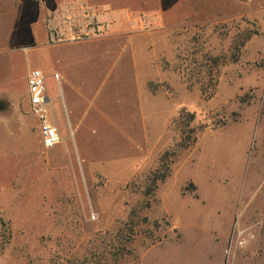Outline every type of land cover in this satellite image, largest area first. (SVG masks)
<instances>
[{
    "label": "rangeland",
    "instance_id": "1",
    "mask_svg": "<svg viewBox=\"0 0 264 264\" xmlns=\"http://www.w3.org/2000/svg\"><path fill=\"white\" fill-rule=\"evenodd\" d=\"M44 1L0 0V264H264V0H57L66 36L112 9L141 20L145 92L174 94L144 106L142 152L102 124L110 169L58 184L27 115ZM99 50L63 54L109 68Z\"/></svg>",
    "mask_w": 264,
    "mask_h": 264
},
{
    "label": "crops",
    "instance_id": "2",
    "mask_svg": "<svg viewBox=\"0 0 264 264\" xmlns=\"http://www.w3.org/2000/svg\"><path fill=\"white\" fill-rule=\"evenodd\" d=\"M56 2L57 0L43 2L46 8L45 19L49 22L48 34L50 29L63 31L62 28L58 29L60 12L55 6ZM123 10L126 11L125 8ZM118 11L119 9H112L103 13L85 15V19H80L85 23L81 30L85 32L83 36L79 34L74 36V32L70 36L54 41L50 34H47L43 46L48 51L43 54L42 60L44 59L48 67L39 69L46 77L48 114L60 137V142L54 149L44 148L38 119L30 104L29 95L26 99L29 106L27 115L33 116L35 126L32 128L38 131L40 138V149L35 151L34 158L43 156L42 166L51 172V180L54 184L60 182L61 175L68 178L67 171H72L74 175L77 169L105 172L110 169L108 160L95 156L100 152L93 148L92 141L88 139L90 134L96 136L99 133L102 124L107 126L111 124L114 130L126 137L129 147H137L138 152H142L141 121H143L144 106L160 94L167 100L174 99V94L170 95L166 91L163 77L154 80L157 84L160 83L159 89H156L154 94L149 95L145 92L148 82L153 81L144 78L143 82V44L146 45L143 37L148 32L140 30L144 25L141 20H133L130 14L126 18H120ZM87 23L93 25H86ZM77 48L97 51L100 49L99 56L104 57L105 61L110 58L111 66L108 68L95 64L86 67L77 64V58L64 56L65 51ZM126 52L129 64L119 67L115 64V60L124 53L126 55ZM53 53L57 54L56 57ZM154 66L157 73L159 71L160 75L164 74V68L158 69L157 61ZM56 74L59 75V81L54 78ZM27 92L29 94L28 89ZM129 152L128 155L133 154L131 149ZM134 153V156L140 155ZM135 160L138 164L143 163L142 158L137 156ZM62 172H65L66 176ZM72 179L76 180L77 177L74 176Z\"/></svg>",
    "mask_w": 264,
    "mask_h": 264
},
{
    "label": "built area",
    "instance_id": "3",
    "mask_svg": "<svg viewBox=\"0 0 264 264\" xmlns=\"http://www.w3.org/2000/svg\"><path fill=\"white\" fill-rule=\"evenodd\" d=\"M76 27L70 26V32L78 35ZM71 33V34H72ZM49 34L51 39L57 41L65 38V31L50 29ZM70 36V35H69ZM56 81H59V75H54ZM27 84L29 90L30 104L33 107V111L37 116L41 135L42 143L45 149L52 150L60 142V137L57 128L53 125L50 120L47 110V84L46 77L42 70L33 69L30 70L27 76Z\"/></svg>",
    "mask_w": 264,
    "mask_h": 264
}]
</instances>
